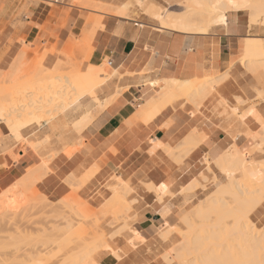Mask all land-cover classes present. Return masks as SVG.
Listing matches in <instances>:
<instances>
[{"label":"rangeland","instance_id":"1","mask_svg":"<svg viewBox=\"0 0 264 264\" xmlns=\"http://www.w3.org/2000/svg\"><path fill=\"white\" fill-rule=\"evenodd\" d=\"M49 1L53 5H50ZM49 1L0 0V91L1 89L4 88V91H7L9 89L11 93L14 92L15 95L12 94L14 96L11 97L13 99L15 98L14 99L15 102L16 101L18 102V100L19 102L15 103L14 100L13 102H11L12 98L10 96L9 98L11 99L9 100L11 103L13 104L15 103L17 106H19L18 105L19 103L23 104L25 102L24 104H26L28 102V100L25 101L26 99L24 98V95H20L17 93L23 92L29 87H34V83L38 82L39 80L47 79L49 82L54 84L56 83L63 84V82L59 81L56 78L57 77L69 78L70 81H74L75 85H77L81 82L79 78L86 77V79H90L92 77V74L94 73V68L101 69L102 66L99 64V62H96L94 59L93 42L96 33L98 31L104 30V20L106 19V17L118 18L123 22L137 24L141 29L142 27L140 25H144L143 28L144 30L158 32L156 29H159L158 28L159 23L153 21L152 17H150L147 14V10L149 8L151 7L153 8L154 5V10L157 9V11H160V13L164 12L163 16H169V14L170 16H175V15L179 16V14L181 15L186 12L185 11L186 7L191 5L192 0L191 1L190 0H52V1L49 0ZM79 1L80 2L82 1L81 4L83 5H81ZM84 1H86L87 5L91 4L93 6L85 5L86 3ZM185 2L189 3V5H187V3L185 4ZM39 7L41 8L44 7L45 11H47V13H51L52 15L51 14L48 15L46 22L43 24V26L41 27L37 26V28L40 30V34L35 41L30 43L27 41V38L24 33L27 31V28L29 26V24H27V21L32 17L33 10ZM101 7L103 10H105L106 7H107L106 9L112 8L118 10H127L128 14L126 15L125 18L128 19L120 18L119 16L114 15L115 13H112L114 15L113 16L110 12H107V10L105 12L103 10L98 9ZM49 10H53V11H49ZM237 12L239 11L230 10L227 16L228 15L230 16L231 14ZM241 12H244L249 17V21H250V12L247 10ZM108 13L111 15H109ZM258 21L256 22V26L264 27L263 24L264 15L260 16V18H258ZM75 23L77 24L76 25L77 29H75V33L79 36H72V38L68 40L67 43L62 45V41L59 38V31L62 30L70 31L72 30ZM217 27H213L206 34L213 33ZM164 31L173 32L170 30H164ZM15 46H19V50L17 51V57L9 65V53H11L12 48ZM243 57L244 56L240 52L238 56L233 59L232 65L229 64L230 67L228 66L225 72L222 73V75L224 74L223 77L220 78V79H224L225 76V80H223L220 83V85L216 88V90L207 99H205V101H202L200 103L197 102L196 105L195 103L187 105L192 109L193 114H197L200 111H203L204 109L212 110V111L215 110L214 112H216L217 110L221 109L222 106L224 111H222L223 113L222 112L221 113L223 114V116L227 118L226 121L228 127L226 130L229 133H231V131L237 132V134L233 135L235 140L240 139L241 136L245 138L251 136L250 133L248 134L242 133L235 127L236 122H241V121L244 122L245 118L242 119V117L240 118V116L237 115L235 111H231L229 109L227 101H224L225 102L224 105H223L224 102L223 103L220 102L221 104L218 103L217 106L213 104V101L215 100L214 98L215 95L216 97H221L222 94H220L218 91L219 88H221V86L225 84L226 87L230 89L231 84L236 82L238 83L237 79L233 78L231 73V71L233 70V68H235L237 64L243 68L245 73H249L250 76L253 78L254 86L251 88V91L253 92L257 102L264 101V65L258 64L256 65L257 66L256 67L255 65L250 64L251 65L250 66L249 63H251V60L250 61L247 60L248 61L247 62L246 59H244ZM103 63L106 64L107 67L108 59H105L102 62V64ZM254 67L257 68L258 71L256 70L253 71L252 69ZM113 72L114 71H111L110 74ZM110 74L107 73L105 75L109 77ZM207 74L211 75L212 77L215 76L214 73L212 72L211 74L209 73ZM135 75H136L135 73L128 71L125 72L124 74L117 72L115 76L109 77L110 80L106 86L97 90V97L99 100L94 101V99L90 97H86L84 100L81 101L82 103L81 108L72 110L68 114H63V113L58 114L55 116L54 119L50 121V123L46 121L52 117H50L49 114H46L47 109L43 110L41 112L42 127L38 126L37 124H33L32 126H30L32 129L30 127L24 129L22 131V136L27 139L25 141H22L24 140L22 138L21 139L19 138L20 139L19 140L17 139V137H14V135L11 134L12 133L11 128L9 127L10 128L9 129L7 126V124L9 123L8 122L6 123L5 120L4 122L2 119H0L1 120L0 128L5 133L6 135L5 140L7 141L8 146H10V149L0 151V203H2L3 201L9 202L11 206L10 207L9 204L7 206H4L6 204L4 202L2 203V206L0 204L1 208L4 206L2 210H4V208L6 209V207L9 208V211L4 213L2 216L0 215L1 218L0 219V243H1L0 261L2 264L7 261L8 264H11L10 261L13 258V256L15 257V255L20 258V260H15L16 258H13L15 260L14 261L15 264H29L31 263V261L34 260V257H31L34 255L36 256L35 261L38 259L37 258L38 256L39 259L40 258L44 259V261L40 259L43 262L37 260L40 261V264L42 263L52 264L54 261H60L61 259L63 260H61L60 262L63 263L65 261V258H60V257H64L63 256L64 254L67 255L66 259L67 257L71 258L73 256L72 258L77 260V262L79 261V264L82 262L83 259L85 261L82 264H88V263L90 264V262L91 264H99L100 260L103 257H106L107 255H112L113 257H115V259L118 262H120V264H165L166 261L171 260V258L173 261L172 260L171 262L168 261L167 262L168 264H186V262H188L189 260L192 261V259L198 256V255L189 256V252H187L186 250L190 246L188 245V242L185 241H187L186 240L188 238L187 236L190 237L193 235V233L191 234L189 233L194 227H196V231L200 230L202 226L203 228L206 227V230L203 228H202L203 230L201 229L200 234L201 236H203V234L208 233L209 234V235L207 234L208 237L212 235V239L210 238L209 239L212 240V242L214 243L216 240H217L216 242H221L224 237V239H226L225 241L223 240L224 244L221 242L220 244H217L218 246L216 245V243L215 245L214 244L211 245L212 247H214V249L217 247V249L219 250L222 245L228 246V242L230 243L232 242V240H234V242L236 241L242 242V240L237 239V236L233 232H231L233 231V229L234 232H236L233 226L238 221L244 224V226L247 227L252 226V229H254L253 225L256 229L264 228V202L251 213L250 215L251 224H249L247 218L243 217V214L240 212V209L237 208V205L235 206L236 204L235 199L234 201L231 200L235 198L233 193H235L234 191L236 190H234L235 189L234 188L233 189L234 191H232L231 190L232 186L229 185L230 181H231L230 183H232V181L233 182L236 181V183L242 184L249 190H253L256 188V184L258 182L257 179H260L261 174L254 170V165H255L254 163H257L256 165L259 164V166L264 165V145H262V141L259 142L260 139L264 137V127L262 125H260L262 126L261 127L262 130L253 136L256 142L253 149L251 151H248L247 153L241 152L245 156V159L247 160V165L245 164V168L243 169V171L241 170V172L233 171L234 175L232 173H229L228 175V173L226 172L227 170L226 171L222 170V168H219V166H217L216 163L210 164L209 162H207V158H205L203 161L204 163L201 172L195 176H191L192 181L196 180L199 183V186L198 184L196 185V189L191 188L188 190L186 187L187 189L186 191L185 188L182 189L183 184L181 183L178 185L177 190L175 189L167 190L166 192L161 194L159 191L155 190L153 185H147L145 183H141V186L144 190H146L147 192H154L160 203H164L165 200H172V202L169 205L172 208L173 217L171 218L169 223L167 222L159 223V228L157 230V233L154 239L150 241L146 240L144 237H142L139 233H137L133 229V224L137 220V215L134 211V205L137 203V200L132 199L131 196L135 193V189L131 186L130 182L127 183L123 182L119 177L113 176L111 182L105 184L103 189H100L101 192H99L96 198L94 199L96 200L98 198L99 199L98 201L88 200L84 197H81L80 191L81 188H83L86 185V183L89 181V179L94 176L97 169L95 171H91L84 180L76 181V179H74L75 181L68 182L69 186H71L72 189L71 194L64 200L60 201L59 203L54 204L50 202L51 204H49V206H47V204L43 205L37 202L36 193L33 196L32 193L30 192L24 193L23 191H21L22 189H18V187H20L19 185L20 180L2 181L5 180V176H7V173L11 169H13L16 165L19 164V161L22 159L21 156H24V158H27L29 156V158L33 159L34 166L30 169H36L34 167L38 168L41 164L45 163L47 170L45 169L46 171L44 174L47 175L51 172L50 169L52 167V163L54 159L60 153H67V152L75 153L81 147H84V142L83 140L80 139L81 133H78V130L74 128L75 127L74 125H76L75 123L80 119L82 120V117L85 115L87 111L90 112L89 114L93 118L94 114H97L101 110H104L108 105L116 101L117 98L125 90L129 89L128 86L120 88L118 82L123 80L124 78L134 79ZM220 75L221 74H218V77H220ZM140 77H143V73H141ZM201 80L202 82H204V79ZM164 81L162 82L163 84L162 86H164ZM191 81H198V79L195 78L194 80ZM156 82L158 84L154 87L159 88L158 85L160 84V82L159 81ZM87 88L88 87L85 86V89ZM107 94H110L109 96L111 97L103 101V97ZM241 96H245L244 89L241 90ZM25 97L28 99L29 96L27 97L25 95ZM74 98H76V96H74ZM206 100H209V102H207ZM236 100L238 101L239 104L243 103V101L239 98ZM98 105L99 106L103 105L104 107H99ZM173 106L181 107V108L186 107V106L183 107L181 103H175ZM94 110L95 112L92 113V111ZM243 115L245 116L246 113ZM230 116H233L234 118L232 119V117ZM257 122L259 121H256V123ZM58 124L60 126H64V128L61 127L57 131H54L55 126H57ZM75 132L77 133L78 138L74 141L71 140L74 142L73 149L65 150V148H67L68 146L67 144L70 142L71 135H73L72 133ZM198 145L189 144L183 147L181 150H177V153L181 154L180 156L183 157L181 158L182 160L171 158L167 154H165V152L163 153L173 162L177 163V165L181 166L184 160L187 158V156L191 153V151L194 148H196ZM235 146L236 145H234L233 148ZM232 149L228 150L227 152H231ZM156 150L157 148L155 147L154 151ZM218 160H213V162H216ZM262 168L259 170L260 171L263 170ZM30 169L23 173L29 174L28 171H31ZM45 175H43L38 182L43 180ZM230 178H233V180ZM118 182L121 185V187L114 192L119 193L120 196L122 195L123 192H125L126 187H128L127 188L128 191H126L124 197V200L126 202L123 203L126 206L127 210L123 209L125 206L120 203H118L116 207L110 208L109 207L110 205L108 206V202L106 201L107 193H110L112 196V194H114L113 187L117 186ZM192 183L195 182L193 181ZM228 185L230 186L229 188L230 193L227 190V188L229 187ZM233 187H235V185ZM217 189L218 191H221L220 189H222L223 191V192L221 191L222 195L217 191ZM224 189H226L227 193ZM36 191L38 195H40L45 199V201H48L47 198L43 196L37 188ZM216 191L219 195L213 194L214 192L216 193ZM231 191L233 193L232 195H229L231 194ZM2 192H4V194ZM223 193L225 195L226 194L228 195L225 196ZM159 195L162 198H160ZM213 195L214 196L217 195L218 197V198L216 197L217 206H214L215 208L216 207L218 208L216 210L214 209L216 213L211 211L209 208L211 202L208 203L209 199H211ZM229 196L230 197L232 196V198L230 199ZM216 198L213 199L215 200ZM221 198H223L226 201L225 204H228L230 202L233 203V205L231 204L225 205V208L222 207L223 208L222 209L220 206L223 203V201L221 202L222 200ZM11 199L15 200L16 205L13 202H11L12 201ZM206 200H208L207 203L204 202ZM104 202L105 203L107 202L106 205L107 207H101V205ZM203 203L207 204V206L205 205L207 209L205 211L206 212L209 211V213L210 211L211 213L213 212L212 214L213 216L212 215L209 216V213L208 214L206 213L205 214L206 216L202 214L203 217H207L208 215V217L206 218L207 220H204V218L202 217V219L204 220L203 222L199 221L200 219H198L201 217L199 216L195 217V222L196 220H198L197 221L198 223H195L193 218L192 221L194 227L190 229L188 225L183 223V217L187 215H192L194 210L197 209L196 207H198L200 204ZM13 205L16 207L13 208ZM100 208L102 209L105 208L107 210L106 211L104 209L106 213L102 209L100 210ZM98 211L100 212L103 211L104 213L101 214ZM219 212L221 213V215ZM67 213L70 214L67 215ZM64 215L68 217L70 216V218L66 217V219L62 220V217ZM74 218L75 221L73 220ZM236 220L237 222H235ZM205 221H206V226L204 227L203 224H205ZM228 222L230 223L228 224ZM199 224H202L200 225L201 227H199ZM17 226L18 227L20 226V229H18ZM22 226H23V230L24 228L28 230V231L24 230L26 233L22 230ZM216 226L217 228H215L216 229L215 230L214 227ZM219 226L220 228L221 227H223L224 229L226 228L225 230L221 229L223 230L222 232L225 236L222 234L221 231H220L221 234L218 233L220 230ZM229 228L232 230H230ZM204 230L206 232H204ZM211 230H215L217 233ZM229 230L232 236L226 237L225 233H227V235H230ZM63 231L65 234H63ZM20 232L21 234L24 232L22 234L23 236L28 232L31 234L30 235L27 234L28 237H26L27 238L26 240L25 237L24 239L21 234H18ZM100 233L103 234L102 235L103 244H99V247L95 248L96 250H94L93 253L89 254L91 260H93V261H89V256L86 255L88 253L87 250L90 251L91 249L93 250V248H91L92 246L91 244L89 246L90 249H88L87 246L91 242L92 243L96 242L95 239L100 237L99 235ZM117 233L119 234L118 236L116 235ZM166 233H169V236H167L168 235L167 234L166 235L167 237L165 238L163 236L164 237L163 239L162 235ZM77 234L80 236V238L77 237ZM216 234L220 235V236L217 235L219 239L218 237L217 238L215 237ZM221 235H222V239H221ZM65 238L67 239L65 240ZM207 238L204 239L207 241ZM204 239L202 238L201 240L203 241ZM28 240L31 243L36 242L35 246L34 243L29 244ZM117 240H122L124 242H115ZM206 241L203 244L204 249L202 245H200L202 249L200 248L201 249L199 250L200 252L198 251L199 255L201 252L204 251H206L204 253L207 254L210 248H212L210 246L212 242L210 241L206 242ZM15 242H17L18 244L19 242L21 243L16 246L15 244L17 243ZM64 242L67 244L69 243V247H67V245ZM62 243H64L66 246L64 244L60 245ZM59 245L61 246V248ZM36 246H38V248L41 249V251L44 249L43 252L44 253L46 252L47 256L49 254L48 258L50 259L46 260L47 256L43 252L37 253L38 255L37 254L33 255V253L30 252L28 253L29 249H35L34 250L35 252L31 250L34 253H36L37 250L39 251V249H37ZM206 246L209 249H207ZM26 247L27 248L29 247V249L27 250ZM18 250H19V254L17 255ZM129 252H133V256L136 257V260L135 261L128 260L129 262H122V259L126 258L125 257L127 255L126 253ZM13 253L15 255L12 256L11 254ZM201 254L202 256L205 255L203 253ZM9 255L12 256V258H10ZM43 256L46 258H44ZM50 256L53 259L54 258L58 259L57 257H59L60 259L59 260L54 259L53 261V259H51ZM18 257L17 259H19ZM3 259L7 261H4ZM21 260L24 263L23 262L21 263L20 262ZM35 261L31 264L37 263ZM75 262L76 261H74L73 263ZM37 264H39V262ZM53 264H57V263L55 262Z\"/></svg>","mask_w":264,"mask_h":264},{"label":"crops","instance_id":"2","mask_svg":"<svg viewBox=\"0 0 264 264\" xmlns=\"http://www.w3.org/2000/svg\"><path fill=\"white\" fill-rule=\"evenodd\" d=\"M120 11L122 14L116 16L125 18L128 11ZM241 11L246 10L228 15V24L214 26L217 28L211 34H185L157 29L158 32H153L144 30L141 25L142 29L137 24L106 17L104 30L98 31L94 38V59L100 65L108 59L109 73L116 70L124 74L128 71L135 73V78H124L119 81L120 88L128 86L129 89L104 110L94 114L91 122L80 134L84 147L75 153H60L54 159L51 172L36 185L41 194L49 202L59 203L71 194L72 189L68 182L73 179L84 180L91 171L97 169L94 176L81 188L80 195L88 200L98 201V198L94 199L100 192L99 188L103 189L105 184L111 182L113 176L119 177L123 182H130L135 189V193L131 196L132 199L137 200L134 205L137 220L133 224V229L150 241L154 239L159 223H169L173 217L169 205L172 200L160 203L154 192L144 190L141 183L153 185L161 194L167 190H177L181 183L183 189L192 182L191 176L201 172L205 158L210 164L215 163L213 160L220 159L234 145L242 153L251 151L256 144L253 136L262 130V126L257 124L252 116H247L244 122L235 123L236 129L240 132L251 134L249 137L241 136L236 140L233 135L237 132L229 133L226 130L227 118L221 116L222 108L216 112L204 109L193 114L192 109L187 106L190 103L177 100L148 122L137 116L139 109L141 110L147 101L157 94L164 80L189 82L195 78L204 79L207 73L211 74V72L215 76L222 74L229 64L232 65L233 59L240 52L245 55L244 44H247L249 38L250 41L254 38L264 40V27L251 24V19L249 21V17ZM47 17L48 13L45 9L39 7L33 10L32 17L27 21L29 26L24 33L28 42L37 39L40 34L37 26H43ZM76 25L75 23L70 31H59L62 45L72 36H79L75 33ZM18 50L19 46L12 48L9 53V65L17 57ZM141 73L143 77H140ZM231 73L238 83L231 84L230 89L225 84L221 86L218 91L222 95L221 97L215 95L213 104L217 106L224 99L229 109L236 111L237 115H243L254 108L264 120V101L257 102L251 91L254 86L253 78L238 64ZM156 81L160 82L159 88L152 85V82ZM243 89L245 96H241ZM109 95H105L103 101L109 99L111 97ZM238 97L243 101L242 104L236 100ZM175 103H181L186 107H174ZM94 112L95 110L92 111ZM61 127L64 128L58 124L54 131ZM195 131L197 135L203 137V140L191 151L181 166L163 153L164 147L180 145L179 142L183 143ZM72 134L65 150L73 149V141L78 138L76 132ZM5 136L0 128V151L10 149ZM155 147L156 151H154ZM21 157L19 164L11 169L2 181H19L27 175L23 172L32 168L34 162L29 156ZM120 187L118 182L117 186L113 187V192ZM110 197L111 194L107 193V198ZM159 197L161 198L160 195ZM126 254L127 260L123 258L122 262L136 260L133 252ZM99 264H120V262L112 255H107Z\"/></svg>","mask_w":264,"mask_h":264},{"label":"bare ground","instance_id":"3","mask_svg":"<svg viewBox=\"0 0 264 264\" xmlns=\"http://www.w3.org/2000/svg\"><path fill=\"white\" fill-rule=\"evenodd\" d=\"M41 1V0H40ZM49 1V0H47ZM52 1V0H51ZM191 1V0H190ZM45 2V1H44ZM80 2V1H79ZM86 3V1H84ZM43 3V1H42ZM50 5H53L51 4V2L49 1ZM53 3V2H52ZM78 3V2H77ZM82 3V1L80 2V4ZM84 3V4H85ZM187 2H185L186 4ZM78 5V4H77ZM83 5V4H81ZM87 5V3L85 4ZM91 5V4H90ZM90 5H87V6H90ZM187 5H189V3H187ZM38 6V5H37ZM45 6V5H44ZM49 6V5H48ZM93 6V5H91ZM100 6V5H99ZM98 6V7H99ZM185 6V5H184ZM52 7V6H51ZM50 7V8H51ZM54 8V7H53ZM52 8V9H53ZM57 8V7H56ZM105 8V7H104ZM107 8V7H106ZM103 10L102 7L101 8H98L100 10H103L106 12H110L111 14L112 13H115L114 15H121L122 14V11L120 10H117V9H112V8H108ZM44 9V7H43ZM60 9V8H59ZM58 9V10H59ZM185 9V7H184ZM54 10V9H53ZM53 10H49V11H53ZM61 10V9H60ZM160 10V9H159ZM230 10H234V11H240V10H247L250 12V19H251V24H256V22L258 21V18H260V16H263L264 15V0H192L191 1V5L187 6L186 7V12L184 14H179V16L175 15V16H163V13H160V11H157V9L154 10V5H153V8H149L147 10V14L152 17L153 20H155L157 23H159V29L157 30H172V31H178V32H182V33H187V34H206L212 27L214 26H217V25H227L228 24V12ZM58 12V11H57ZM42 13V12H41ZM46 13V12H45ZM54 13V12H53ZM51 14V13H48V15ZM58 14V13H57ZM109 14V13H108ZM109 14V15H111ZM167 14V13H166ZM165 14V15H166ZM52 15V14H51ZM54 15V14H53ZM113 15V14H112ZM113 15V16H114ZM172 15V14H171ZM56 17V16H55ZM58 18V17H57ZM56 20V19H55ZM259 22V21H258ZM264 24V23H263ZM142 27H144V25H141ZM257 39V40H256ZM254 38L253 40L250 41V38L248 39L249 41L247 42V40H245V42H247V44H244L245 46V55H243L244 59H246V61H250L251 60V63L252 65H258V63L261 65L263 64L264 65V40H258V38ZM242 59V58H241ZM243 59V60H244ZM247 61V62H248ZM51 62V61H49ZM256 63V64H255ZM225 64V63H224ZM262 65V66H263ZM102 68H94V73L92 74V77L90 79H86V77H82V78H79V80L81 81L79 84L75 85V82L74 81H70L69 78H56L58 79L59 81L63 82V84H54V83H51L49 82L47 79H44V80H39L38 82L34 83V87H29L28 89H26L25 91L23 92H16L17 94H20V95H24V98L26 99L25 101L28 100V102L26 104H18L19 106H17L15 103V98L13 99L12 97L15 95V93H11L9 91V89L7 91H4V88L1 89L0 91V119H2L3 121L5 120L6 123L8 122L9 124H7L8 128L10 127L11 128V134L14 135V137H17V139H24L22 141H25L27 140L26 138H24L22 136V131L24 129H27L29 128L30 126H32L33 124H37L38 126H41L42 125V118H41V112L43 110H46V114H49L50 118L49 120H47L46 122L50 123V121L52 119L55 118L56 115L58 114H68L70 111L72 110H75V109H78V108H81L82 107V103L81 101L84 100L86 97H90L92 99H94V101L96 100H99L98 97H97V90L106 86L110 80L109 77H113L116 75L117 71L114 70L113 73H109L107 70V67H106V64H101ZM229 66V65H228ZM251 66V65H250ZM230 67V66H229ZM253 67V66H252ZM257 67V66H256ZM43 68V67H41ZM55 68V66H54ZM53 68V69H54ZM52 69V70H53ZM252 69V68H251ZM257 68H253L252 70L255 71ZM230 71V70H229ZM258 71V70H256ZM109 73L110 76L107 77L105 74ZM224 73V72H223ZM255 73V72H254ZM224 75V74H223ZM223 75L221 74L220 77H218V75L212 77L211 75H206L204 77V82H202V80H198V81H189V82H178V81H164V86H162L160 88V90L157 92V94L152 98L150 99V101H147L146 105H144L141 110L139 109V113L137 114V116H139L141 119L145 120V122H148L149 120H151L152 118H154L161 110H163L164 108H166L167 106H170L171 104H173L175 101L177 100H184L186 101L187 103H190V104H194L196 105L197 102H202V101H205V99H207L215 90L216 88L220 85V83L225 80V76H224V79H220L223 77ZM227 76V74H226ZM229 77V76H228ZM216 78V79H215ZM227 78V77H226ZM220 79V80H219ZM163 81V80H162ZM50 84H49V83ZM158 83L157 82H152V85L153 86H156ZM36 86V87H35ZM85 86H87L88 88L85 89ZM14 94V95H12ZM25 95L28 97V99L25 97ZM9 96L12 98H9ZM18 96V95H17ZM74 96H76V98H74ZM20 97V96H19ZM38 97V98H37ZM17 98V97H16ZM239 98V97H238ZM11 99L13 102L14 100V104L10 102ZM235 99V98H234ZM220 100V99H219ZM208 101V100H206ZM226 101V100H225ZM10 102V103H9ZM19 102V100H18ZM17 102V103H18ZM218 102V101H217ZM224 101L222 100L221 103H223ZM245 102V101H244ZM220 103V104H221ZM219 104V106H220ZM225 104V102L223 103V105ZM100 105V104H99ZM98 105V106H99ZM104 105V104H103ZM99 106V107H104V106ZM198 106V105H197ZM201 106V105H200ZM199 106V107H200ZM226 106V105H225ZM195 107V106H194ZM222 108V106H221ZM225 109V108H224ZM232 110V109H230ZM215 111V110H214ZM222 111L223 108H222ZM221 111V112H222ZM236 112V111H235ZM246 112V111H245ZM90 112H86L85 115L82 117V120L80 119L79 121H77L74 125L76 128V130H78V133H81L87 126L88 124L91 122L92 120V117L91 115L89 114ZM202 113V112H201ZM200 113V114H201ZM223 113V112H222ZM221 113V114H222ZM232 113V112H231ZM225 114V113H224ZM243 114V113H241ZM245 114V113H244ZM209 115V114H208ZM223 116V114H222ZM240 118L242 117L243 118H246L247 116H252L254 117V121H259L257 123H259V125H262L264 127V120L259 116V114L256 112V110L253 108V109H250V111L246 112V115L242 116V115H239ZM1 121V120H0ZM4 121V122H5ZM65 124V123H64ZM37 127V126H36ZM42 127V126H41ZM40 127V128H41ZM9 128V129H10ZM31 128V127H30ZM32 129V128H31ZM38 129V128H37ZM192 130V129H191ZM190 130V131H191ZM33 132V131H32ZM249 133V132H248ZM247 133V134H248ZM33 134V133H32ZM12 135V136H13ZM31 135V134H30ZM189 135V134H188ZM251 135V134H250ZM29 137V136H28ZM31 137V136H30ZM16 139V140H17ZM19 139V140H20ZM262 139V138H261ZM181 140V139H180ZM179 140V141H180ZM203 140V137L199 136L196 134V131L195 133H193L191 136H189L183 143L179 142L180 145H178L177 147H164L163 148V152H165V154H167L169 157L171 158H174V159H180L182 160L181 158H183L182 156H180L181 154L177 153V150H181L183 147H185L186 145H189V144H194V145H198L202 142ZM183 141V140H182ZM262 145H264V138L262 139ZM77 148V147H76ZM227 152V151H226ZM179 160V161H180ZM182 162V161H181ZM175 163V162H174ZM217 164V166H219V168H222V170L226 171L229 175V173H233L234 172H241V170L243 171V169L245 168V164L247 165V160L245 159V157L243 156V154L240 152L239 148L238 147H234L232 149L231 152H227L225 153V155H222V157L215 162ZM177 164V163H175ZM255 164V165H254ZM254 170L258 173H260L259 175L261 176L260 179H257L258 182L256 184V188L253 189V190H249L247 189L245 186H243L242 184L240 183H236V181H232V183L229 182V185L232 186L231 190L234 191L235 193H233L231 191V194L229 195H232V193L234 194V197L233 199L232 196L230 197L231 200L234 201L235 199V206L237 205V208L240 209V212L243 214V217L247 218V220L249 221V224H251V220H250V215L251 213L258 207L260 206L263 202H264V165H256L257 163H254ZM252 165V164H251ZM253 167V166H252ZM259 167H263L262 169L263 170H259L261 168ZM36 169H30L31 171H28L29 174H27V176L23 177L20 182H19V185L20 187H18V189H22L21 191H23L24 193L26 192H30L32 193V195L34 196L35 193H36V196H37V202H39L40 204H47V206H49V204H51L49 201H45V199L43 197H41L40 195L37 194V191H36V184L37 182L41 179V177L43 175H45V171L47 170L46 169V164L43 163L41 164L38 168L37 167H34ZM46 169V170H45ZM231 171V172H230ZM260 171V172H259ZM224 173V172H223ZM255 173V172H254ZM87 174V173H86ZM257 174V173H256ZM226 175V173H225ZM231 176V175H230ZM232 177V176H231ZM205 178V177H204ZM233 180V178H230ZM253 180V179H252ZM73 181H75L73 179ZM76 181H79V180H76ZM195 182V183H192V182ZM191 183L188 184L187 186V189H196V185L198 184L199 186V183L196 181V180H193ZM256 182V181H255ZM192 184V185H191ZM192 187H190V186ZM228 185V186H229ZM235 185V187H233ZM223 186V185H221ZM227 186V187H228ZM230 186L227 188L228 192L230 191ZM190 187V188H189ZM128 187H126V190L125 192L122 193V195L120 196L119 193L117 192H114V194H112L111 198H107L106 201L108 202V206L111 208V207H116L118 205V203L124 205L123 203L126 202L124 200V197H125V193L127 190ZM221 188V187H220ZM235 188V189H234ZM186 187H185V190L187 191ZM234 189V190H233ZM100 190V188H99ZM222 191V189H220ZM226 191V189H224ZM191 191V190H190ZM218 191V189H217ZM214 192L213 194H217L219 195L218 193ZM221 191H218L221 195ZM224 191V192H225ZM5 192V191H4ZM4 192H2L4 194ZM9 192V191H7ZM6 192V193H7ZM22 192V193H23ZM101 192V191H100ZM223 192V191H222ZM1 193V194H2ZM227 193V191H226ZM230 193V192H229ZM13 194V193H11ZM224 194V193H223ZM209 199V202L210 203V210L213 211L214 213H216L214 211V209H218L217 207L215 208L214 206H217V195L214 196ZM225 195V194H224ZM223 195V196H224ZM228 194H226L225 196H227ZM12 196V195H11ZM5 197V196H4ZM15 197V196H14ZM217 197V198H216ZM222 197V196H221ZM3 198V197H2ZM8 198V197H7ZM9 198H10V195H9ZM162 198V197H161ZM213 198H216L215 200ZM226 198V197H225ZM5 199V198H4ZM110 199V200H109ZM221 202L223 201V203L220 205L221 208L224 207L225 208V205H228V204H231L233 205V203H228V204H225V200L223 198H221ZM3 200V199H2ZM12 200V199H11ZM14 200V199H13ZM11 201L15 204V200L14 201ZM229 200V201H231ZM6 201V200H5ZM10 201V200H9ZM208 200L204 201L207 203ZM220 201V200H219ZM218 201V202H219ZM232 201V202H233ZM4 202V201H3ZM2 202V203H3ZM107 202L103 203L101 205V207H107ZM162 202V201H161ZM220 202V203H221ZM2 203L1 206H2ZM6 203L4 206H7L9 204V202H4ZM202 203V202H201ZM16 205V204H15ZM207 204H200L198 207H196L197 209L194 210V212L192 213V215H187V216H184L183 217V223L188 225L189 228H193V221L192 219L194 220L195 222V217H201V218H198L200 219L199 221H204V220H207L206 218L208 217H203L206 216L205 214L209 213L206 212L205 210L206 209V206ZM3 206V207H4ZM10 206V204H9ZM125 206V205H124ZM123 206V207H124ZM219 206V207H220ZM230 206V205H229ZM228 206V207H229ZM2 207V208H3ZM11 207V206H10ZM16 206L13 205V208H15ZM108 207V209H109ZM2 208L0 207V215L2 216L4 213H6L7 211H9V208L6 207V209L4 208V210H2ZM12 208V209H13ZM82 208V206H81ZM102 208H100L101 210ZM105 208H103L102 210L106 213V211L104 210ZM116 209V208H115ZM123 209H126V206L123 208ZM223 209V208H222ZM228 209V208H227ZM127 210V209H126ZM100 212L101 214L104 213V212ZM205 211V213H204ZM209 213V216L213 214V212ZM218 211V210H217ZM221 212V211H220ZM219 212V213H220ZM227 213V212H226ZM238 213V211H237ZM70 213H67V215H69ZM203 214V215H202ZM75 215V213H74ZM79 215V214H78ZM107 215V214H106ZM218 215V214H217ZM221 215V213H220ZM219 215V216H220ZM235 215V214H234ZM62 216V215H61ZM73 216V215H72ZM71 216V217H72ZM213 216V215H212ZM66 217L68 216H63L62 217V220L66 219ZM75 217V216H74ZM202 217L204 218V220L202 219ZM237 217V216H235ZM70 218V216L68 217ZM77 218V217H76ZM1 219V218H0ZM100 219V218H99ZM75 221V218L73 219ZM238 220V219H237ZM237 220L235 222H237ZM66 221V220H65ZM64 221V222H65ZM69 221V220H68ZM198 220H196L195 223H198L197 222ZM226 221V220H225ZM208 222V221H207ZM211 222V221H210ZM216 222V221H215ZM218 222V221H217ZM200 223V222H199ZM230 222H228L229 224ZM234 223V222H233ZM247 223V222H246ZM245 223V224H246ZM16 224V223H15ZM208 224V223H207ZM226 224V223H225ZM195 225V224H194ZM200 225L202 224H199V227H201ZM204 227L206 226V221H205V224H203ZM220 225V223H219ZM69 226V225H68ZM226 226V225H225ZM18 227V226H17ZM211 227V226H210ZM198 228V226H197ZM203 228V226H202ZM201 228V229H202ZM217 228L214 227V229ZM233 228H235V231L234 232V229L233 232L236 236H237V239L239 240H242V242H234V240H232V242H228V246H221L223 248L220 247V250L217 249V247L214 249V247H212L211 245H216L217 244H220L221 242L223 243L226 239H224L223 237V240L221 242H216L215 240V243L212 242V235L208 237V233H205L203 234V236H201V229L196 231V227H194L191 232L193 233L192 236H187L185 242H188V245L190 246L187 250V252H189V256H193V255H198L196 256L194 259H192V261H188L186 262V264H264V228H260V229H256L253 225V228L252 229V226L251 227H247V226H244V224H242L240 221H238L237 223H235V225L233 226ZM18 229H20V226L18 227ZM195 229V230H194ZM206 230V227L203 228ZM202 229V230H203ZM212 229V228H211ZM220 229V230H219ZM219 232L221 234V232L223 230H225L223 227L220 228L219 226ZM223 229V230H221ZM230 229V228H229ZM17 230V229H16ZM22 230H23V226H22ZM21 230V231H22ZM25 231H28L24 228ZM23 230V231H24ZM57 230V229H55ZM60 230V229H59ZM63 230V229H62ZM204 230V232H206ZM216 230V229H215ZM215 230H211V231H215ZM232 230V229H230ZM229 230V233L230 235H227L226 234V237H231V232ZM20 231V230H19ZM24 231V232H25ZM173 231V230H171ZM200 231V232H199ZM221 231V232H220ZM228 231V230H227ZM23 232V233H24ZM121 232V231H120ZM197 235H196V233ZM216 232V231H215ZM214 232V233H215ZM22 233V234H23ZM26 233V232H25ZM119 233V231H118ZM116 234L117 236L119 234ZM172 233V232H171ZM170 233V234H171ZM217 233V232H216ZM18 234H21L18 233ZM21 234V235H22ZM28 235H30L31 233H27ZM27 234H24L23 238L25 237H28ZM63 234L64 231H63ZM168 234V235H167ZM208 234V235H207ZM223 234V232H222ZM233 234V235H234ZM76 235V234H75ZM100 237L95 239L96 242H91L88 244V249L90 244L93 246H91V248H93V250L90 252L89 250L88 253L85 254L89 256L90 253H93L94 250H96L95 248H98L99 247V244H103V241H102V233L99 234ZM169 236V233H166L164 235H162V237L164 236L165 238L167 236ZM205 235V236H204ZM220 236L219 234H216L215 237L217 238L218 236ZM224 235V234H223ZM115 236V235H114ZM139 236V235H138ZM199 236V237H198ZM208 238H207V237ZM225 236V235H224ZM60 237V236H59ZM67 237V235H66ZM73 237V236H72ZM77 237L80 238V236L77 234ZM163 237V239H164ZM203 238H207V241L204 239L203 241L200 239ZM214 237V236H213ZM214 237V238H215ZM225 237V238H226ZM24 238V239H25ZM63 238V237H62ZM69 238V237H68ZM101 238V239H100ZM210 238V239H209ZM67 238H65L66 240ZM71 239V238H70ZM102 241L100 242L99 241ZM209 239V240H208ZM219 239V237H218ZM221 239H222V235H221ZM27 240V238H26ZM104 240V239H103ZM142 240V239H141ZM229 240V239H228ZM29 241V240H28ZM64 241V240H63ZM98 241V242H97ZM201 241V242H200ZM212 242V244H210V246L212 248H210V250L206 253V251L204 252H201L205 255L202 256V254L198 253L199 250L202 249V247L204 246V242ZM100 242V243H99ZM4 243V242H3ZM17 243V242H15ZM21 242H19L20 244ZM24 243V242H23ZM22 243V244H23ZM28 243V242H26ZM34 243V242H33ZM29 241V244H33ZM36 243V242H35ZM35 243H34V246H35ZM38 243V242H37ZM47 243V242H46ZM56 243V242H55ZM59 243V242H58ZM61 243V242H60ZM65 243V242H64ZM64 243L60 244V245H63ZM73 243V242H72ZM18 243L15 244L16 246L19 245ZM67 245V247H69V243H65ZM64 244V245H65ZM71 244V243H70ZM105 244V243H104ZM208 244V243H207ZM224 244V243H223ZM24 245V244H23ZM56 245V244H55ZM58 245V244H57ZM59 245V246H60ZM65 245V246H66ZM98 245V246H97ZM200 245H202V247H200ZM0 246H1V243H0ZM4 246V245H3ZM2 246V247H3ZM9 246V245H8ZM30 246V245H29ZM32 246V245H31ZM43 246V245H42ZM49 246V245H48ZM51 246V245H50ZM64 246V247H65ZM101 246V245H100ZM218 246V245H217ZM220 246V245H219ZM107 247V246H106ZM5 248V247H4ZM33 248V247H32ZM37 249L38 246H36ZM40 248H41V245H40ZM48 248V247H47ZM56 248V247H55ZM55 248H52V249H55ZM61 248V246H60ZM187 248V247H186ZM201 248V249H200ZM207 248V246H206ZM205 248V249H206ZM18 249V247H17ZM26 249L28 250L29 247ZM36 249V250H37ZM63 249V248H62ZM61 249V250H62ZM65 249V248H64ZM204 249V247H203ZM209 249V248H207ZM21 250V249H20ZM31 250H35V249H29L28 250V253H33L34 254H37L39 252H43L44 249L41 251V249H39V251L36 253H34L33 251ZM66 250V249H65ZM14 251V249H13ZM63 252V251H62ZM200 252V251H199ZM211 252V253H210ZM11 253V252H10ZM17 253V251H16ZM44 253V252H43ZM49 253V252H48ZM19 254V250H18V253L17 255ZM46 255V252L44 253ZM12 256L15 255L14 253L11 254ZM30 255V254H29ZM38 255V254H37ZM40 255V254H39ZM51 255V254H50ZM57 255V254H56ZM188 255V254H187ZM10 256V255H9ZM12 256H10V258H12ZM47 256V255H46ZM49 256V254H48ZM46 258L47 259H50V258ZM54 256V254H53ZM64 257H60V258H65V261L62 263L60 261H54V259L51 257V259H53V263H57V264H75V263H78L79 264V261L77 262V260H75L74 258H70V257H67L66 259V254L63 255ZM18 256L15 255V257L13 256V258H16L15 260H20L17 259ZM31 257H34V260L31 261V263H33L35 261V258L36 256H31ZM42 257V255H41ZM56 257V256H55ZM186 257V256H185ZM12 258V259H13ZM38 259L37 260H40L42 258L39 259V256L37 257ZM58 259H55V260H59L60 258L57 257ZM11 259V264H15V260L13 259L12 261ZM30 259V258H29ZM78 259V258H77ZM191 259V258H190ZM4 261H7L5 259H3ZM10 260V259H9ZM27 260V259H26ZM35 261V262H39L40 264V261ZM44 261V259H42ZM88 260V259H87ZM86 260V261H87ZM172 260V258H171ZM171 260H168L171 262ZM30 261V260H29ZM41 261V262H43ZM74 261H76L75 263H73ZM84 259L82 260V263H84ZM89 261H93L91 260L90 256H89ZM166 261V263L168 262ZM173 261V260H172ZM177 261V259H176ZM183 261V260H182ZM3 262V261H2ZM13 262V263H12ZM19 262V261H18ZM21 263L23 262L22 260L20 261ZM26 262V261H25ZM28 262V261H27ZM47 262V261H46ZM59 262V263H58ZM67 262V263H65ZM169 262V263H170ZM1 263V261H0ZM7 263L8 264V261L7 262H4L3 264ZM17 263V261H16ZM24 263V262H23ZM29 263V264H31ZM35 263V264H37ZM51 263V262H50ZM52 263V264H53ZM87 263V262H85ZM165 263V264H166ZM2 264V263H1ZM43 264V263H42ZM46 264V263H45ZM89 264V263H88ZM91 264V262H90ZM168 264V263H167Z\"/></svg>","mask_w":264,"mask_h":264}]
</instances>
